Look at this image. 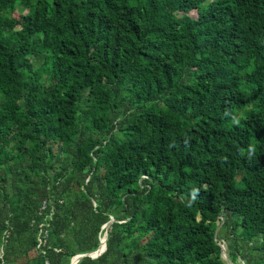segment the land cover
Returning a JSON list of instances; mask_svg holds the SVG:
<instances>
[{
    "label": "trees",
    "instance_id": "1",
    "mask_svg": "<svg viewBox=\"0 0 264 264\" xmlns=\"http://www.w3.org/2000/svg\"><path fill=\"white\" fill-rule=\"evenodd\" d=\"M104 233L77 264H264V0H0V264Z\"/></svg>",
    "mask_w": 264,
    "mask_h": 264
},
{
    "label": "built area",
    "instance_id": "2",
    "mask_svg": "<svg viewBox=\"0 0 264 264\" xmlns=\"http://www.w3.org/2000/svg\"><path fill=\"white\" fill-rule=\"evenodd\" d=\"M46 209H47V205L45 204V202H43L41 206V211H44ZM51 210H53V208ZM47 218H50V215H48ZM47 227H48V222L46 221L45 218L43 222L38 226L39 233L37 236V245H36L37 250H42L44 247L47 246V241H48ZM44 264H49V263L45 262Z\"/></svg>",
    "mask_w": 264,
    "mask_h": 264
},
{
    "label": "water",
    "instance_id": "3",
    "mask_svg": "<svg viewBox=\"0 0 264 264\" xmlns=\"http://www.w3.org/2000/svg\"><path fill=\"white\" fill-rule=\"evenodd\" d=\"M113 222L112 221H109L107 224H106V228L109 227V225ZM105 241L106 239H102L101 240V244L99 246V248L93 252V253H90V254H86V255H79V256H76V257H73L70 261V264H77V262L79 261V259H81L82 257H85V256H89L91 258H96L98 255H100L103 251H104V248H105Z\"/></svg>",
    "mask_w": 264,
    "mask_h": 264
},
{
    "label": "rangeland",
    "instance_id": "4",
    "mask_svg": "<svg viewBox=\"0 0 264 264\" xmlns=\"http://www.w3.org/2000/svg\"><path fill=\"white\" fill-rule=\"evenodd\" d=\"M19 14H22V12H21V10L20 9H18V11L16 12V13H14L13 15L14 16H18ZM57 154H61V156H62V153H59V150H58V153ZM124 215V213L123 212H121L118 208H115L114 210H113V217L114 218H120L121 216H123ZM113 220V218L111 217V220L110 221H112ZM114 221V220H113ZM231 238V237H230ZM238 243L239 244H241V242H239L238 241ZM226 243L224 242V243H222V246L224 247V249L226 250V245H225ZM250 247H252V245L250 246ZM254 253H255V255L257 254V252L256 251H253ZM223 257H224V255H223ZM225 258H227V257H225ZM224 259V258H223ZM227 263L228 264H231L229 261H227ZM239 264H242V262H240L239 261Z\"/></svg>",
    "mask_w": 264,
    "mask_h": 264
},
{
    "label": "clouds",
    "instance_id": "5",
    "mask_svg": "<svg viewBox=\"0 0 264 264\" xmlns=\"http://www.w3.org/2000/svg\"><path fill=\"white\" fill-rule=\"evenodd\" d=\"M110 220H111V217H110ZM103 229L105 230V232H106V230H107V228H106V224L103 226ZM102 239H106V233H104V236H103V238ZM101 239V240H102ZM222 243H224V241H218L217 242V245L220 247V249H221V257H222V259L223 260H225L226 262L228 261V258H225V257H227L226 256V250L224 249V247L222 246ZM100 244H101V241H100ZM226 245V244H225ZM223 255H224V257H223ZM79 256V255H78ZM99 256V255H98ZM97 256V257H98ZM76 257V256H75ZM96 257V258H97ZM94 259V258H93Z\"/></svg>",
    "mask_w": 264,
    "mask_h": 264
}]
</instances>
